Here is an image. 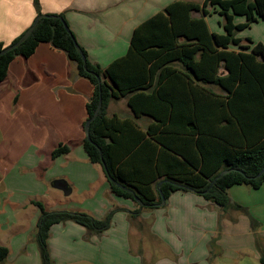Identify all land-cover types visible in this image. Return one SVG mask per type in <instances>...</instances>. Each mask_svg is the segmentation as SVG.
<instances>
[{
	"label": "trees",
	"instance_id": "trees-1",
	"mask_svg": "<svg viewBox=\"0 0 264 264\" xmlns=\"http://www.w3.org/2000/svg\"><path fill=\"white\" fill-rule=\"evenodd\" d=\"M34 6L38 15L31 36L5 54L31 27L10 45L0 43V83L16 58L29 59L43 43L75 63L78 76L94 86L86 122L103 101L83 148L90 162L103 168L111 192L138 204L132 217L160 207L177 192L195 193L224 212L243 210L232 205L229 190H258L264 184V125H257L264 120V44L243 41L236 33L264 22V0L175 1L139 25L127 55L106 68L89 60L64 14H43L38 0ZM212 14L222 17L223 34L211 32L207 18ZM236 17L245 23L235 24ZM177 85H188L190 96L198 91L201 106H177ZM123 98L136 118L153 121L146 130L134 120L107 115L110 103ZM184 120L189 130L181 131L178 125ZM70 151V145L60 144L52 158ZM226 170L230 172L221 175ZM35 205L41 210V264H52L48 239L54 225L72 221L89 237L99 236L119 211L111 210L99 220L83 212L47 211L42 203ZM251 223L255 230L256 221ZM9 254L0 245V264ZM260 263L264 264V254Z\"/></svg>",
	"mask_w": 264,
	"mask_h": 264
},
{
	"label": "crops",
	"instance_id": "crops-1",
	"mask_svg": "<svg viewBox=\"0 0 264 264\" xmlns=\"http://www.w3.org/2000/svg\"><path fill=\"white\" fill-rule=\"evenodd\" d=\"M38 1L43 14H64L89 60L106 68L127 55L139 25L178 0ZM37 15L34 0H0V43L10 45L33 25ZM207 23L211 32L224 33L215 30L208 18ZM251 39L264 44L259 38ZM59 52L49 44H40L29 59L16 58L0 83L1 137L7 141V146L0 147V233L13 232L1 245L10 250L1 264H41L39 248L35 247L41 210L35 202L47 211L83 212L99 220L119 209L110 228L99 236L89 237L84 227L72 221L54 225L48 239L52 264H261L264 184L258 190L247 186L229 190L232 205L241 206L240 211L224 212L195 193L177 192L164 206L131 216L138 204L111 192L103 168L92 164L83 148L87 103L94 89L82 87L81 77L65 67ZM187 86L175 88L176 105L184 109L201 106L200 93L190 96ZM49 87L51 95L43 97L40 89ZM206 87L222 93L215 86ZM22 102L49 109L37 117L49 121L43 123L46 130L32 139L26 140L22 131L25 117L18 109ZM107 115L134 120L143 130L153 122L148 117L136 118L126 98L112 101ZM261 123L264 125V120L257 125ZM8 128L10 131H5ZM178 128L189 130L185 120ZM52 129H69L75 137L71 151L57 159L52 158V152L68 142L61 140L53 149V144L47 145ZM56 180L67 182L72 191L69 196L78 194L82 201L60 202L54 208L41 202V194L54 188ZM252 219L257 223L255 230Z\"/></svg>",
	"mask_w": 264,
	"mask_h": 264
},
{
	"label": "rangeland",
	"instance_id": "rangeland-1",
	"mask_svg": "<svg viewBox=\"0 0 264 264\" xmlns=\"http://www.w3.org/2000/svg\"><path fill=\"white\" fill-rule=\"evenodd\" d=\"M193 1L202 2L203 0H193ZM208 21L211 23L212 27L215 30H221L222 32H224L223 28L221 27V23H223V19L218 14H212L211 16H209ZM242 23H245V19L243 17L235 18V24H242ZM236 37L242 39L243 41H246L247 39H251V38H259L261 40H264V22L254 23L253 25H251L249 29H245L243 31L237 32ZM59 54L65 59V62L67 63L65 67H67L68 70L74 69V71L78 73L75 63L70 61L63 52H59ZM80 79L82 81L81 82L82 87H88L90 91H93L94 89L93 86L87 80L83 78H80ZM40 91L43 97H49L51 95L50 87L44 90L41 88ZM18 109L22 115L24 114V117H25V120H23L22 122L23 124L22 131L25 135L26 140L32 139L33 137L40 135L46 130V125H44L43 123L49 124V121L39 120L37 117H42L44 115V112H47V110H49L48 108H38V107L32 108L29 106V104L27 103L25 104L22 102ZM34 119L39 120V121L36 120V125H34ZM37 123H38V126H37ZM62 126L64 127L65 125H62ZM52 130L54 131L56 136L54 135L53 132H52V135H50V133L48 132V141H47V145L53 144L52 149L55 148V146H57L58 142H60L61 140H66L68 142L67 143L68 145L72 147L74 146L75 137H74V134L71 131H69V129H64L61 132H56L54 129ZM1 131L3 130L0 127V147H4V146H7V141H5L4 135H2L1 137ZM5 131H10V128H8ZM64 180L67 181V179H64ZM39 200L41 202H45V204H47L48 207L54 208L60 202H67L71 200H78L79 202H81L82 198L78 194H73L72 196H66L62 191L56 190L54 188H50V190L45 195L44 193L41 194V197H39ZM6 208H8L7 204L4 206L3 210L6 211ZM31 209L35 210V208L33 207H31ZM9 233H13V232L0 233V245L6 244L3 240H8ZM35 247L37 250V247H38L37 241L35 242Z\"/></svg>",
	"mask_w": 264,
	"mask_h": 264
},
{
	"label": "water",
	"instance_id": "water-1",
	"mask_svg": "<svg viewBox=\"0 0 264 264\" xmlns=\"http://www.w3.org/2000/svg\"><path fill=\"white\" fill-rule=\"evenodd\" d=\"M35 27H31L22 37L21 39L15 44V45H12L8 48H6L2 54H5L11 50H13L14 48H16L17 46L21 45L22 43H24L32 34L33 30H34ZM79 51L81 52V50L79 49ZM84 61H85V57H83ZM102 104H103V101H102V98L100 99V102H99V105H98V108L93 116V118H91L90 120H88L86 122V125H85V133H86V137L88 139H90V124L93 120H95L97 118V116L99 115L101 109H102ZM230 171L229 170H226V171H223L221 173V175H225L227 173H229ZM53 187L57 190H60L62 191L66 196H69L71 194V189L69 187V185L67 184V182H65L64 180H56L54 181L53 183ZM165 200H163V202L160 204V206H164L165 205ZM141 204V203H140ZM142 205V204H141Z\"/></svg>",
	"mask_w": 264,
	"mask_h": 264
}]
</instances>
